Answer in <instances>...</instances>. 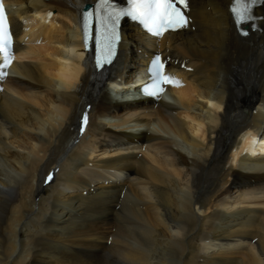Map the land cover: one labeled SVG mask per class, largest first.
<instances>
[{
	"label": "bare ground",
	"instance_id": "6f19581e",
	"mask_svg": "<svg viewBox=\"0 0 264 264\" xmlns=\"http://www.w3.org/2000/svg\"><path fill=\"white\" fill-rule=\"evenodd\" d=\"M92 1L5 0L0 264H264V0L247 38L229 0H189L194 31L158 44L184 67L156 106L105 86L133 82L154 39L128 32L106 72L84 58L77 13Z\"/></svg>",
	"mask_w": 264,
	"mask_h": 264
},
{
	"label": "snow or ice",
	"instance_id": "6c2138e0",
	"mask_svg": "<svg viewBox=\"0 0 264 264\" xmlns=\"http://www.w3.org/2000/svg\"><path fill=\"white\" fill-rule=\"evenodd\" d=\"M177 4L184 5L186 8V0H141L138 5L139 9L142 10L141 14L134 16V18L141 19L145 24H152L157 28L175 30L177 26L186 27L188 17L177 7ZM238 17L239 19L247 18L240 14H238ZM4 19L2 12H0V29L3 27ZM97 64L100 66L99 61H97ZM155 74L157 76L161 75L159 72ZM164 82L168 83L169 78L164 77Z\"/></svg>",
	"mask_w": 264,
	"mask_h": 264
},
{
	"label": "rangeland",
	"instance_id": "374dc122",
	"mask_svg": "<svg viewBox=\"0 0 264 264\" xmlns=\"http://www.w3.org/2000/svg\"><path fill=\"white\" fill-rule=\"evenodd\" d=\"M126 97H123V99H125ZM127 99V98H126ZM259 142V143H258ZM264 143V142H263ZM263 143H261L260 141H256V147H257V149L255 150V154L256 153H260V152H263L262 150H260V146L261 147H263L264 146V144ZM255 154H253V155H255ZM232 189H235L234 187H231L230 189H229V192H231L232 191Z\"/></svg>",
	"mask_w": 264,
	"mask_h": 264
}]
</instances>
